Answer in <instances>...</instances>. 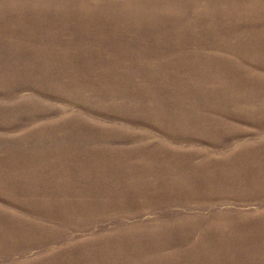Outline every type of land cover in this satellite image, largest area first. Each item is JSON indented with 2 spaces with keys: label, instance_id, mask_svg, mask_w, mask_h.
<instances>
[{
  "label": "rangeland",
  "instance_id": "374dc122",
  "mask_svg": "<svg viewBox=\"0 0 264 264\" xmlns=\"http://www.w3.org/2000/svg\"><path fill=\"white\" fill-rule=\"evenodd\" d=\"M0 264H264V0H0Z\"/></svg>",
  "mask_w": 264,
  "mask_h": 264
}]
</instances>
